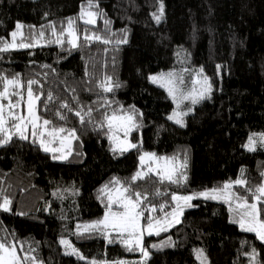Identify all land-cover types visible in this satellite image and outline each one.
<instances>
[{
    "label": "trees",
    "instance_id": "obj_1",
    "mask_svg": "<svg viewBox=\"0 0 264 264\" xmlns=\"http://www.w3.org/2000/svg\"><path fill=\"white\" fill-rule=\"evenodd\" d=\"M88 2L0 0V37L8 39L20 22L25 40L32 41L41 25L52 23L59 33L69 17L77 18L79 36L75 48L65 35L63 44L0 52V74L9 79L19 74L25 89L27 81H37L32 85L40 96L36 110L42 120L52 121L48 127L75 129L78 137L65 160L54 159L29 139L13 137L0 146V203L5 197L11 201L8 211L0 209V242L14 244L21 259L29 257L24 264H31L32 257L39 264L139 258L141 253L129 251L117 233L77 234V225L104 216L108 199L99 190L113 186V177L131 186L133 195L147 196L141 206L144 224L174 207L173 194L220 189L241 169L252 192L264 181V148L243 147L250 133H264V0H92L97 7L87 10L102 15L95 24H85L78 17ZM161 3L163 18L157 23L153 14ZM51 30L43 29L48 36ZM93 33L111 42H85L84 35ZM197 68L213 90L181 126L168 119L173 101L149 75L172 71L188 86ZM106 77L111 78L110 92L100 86ZM132 106L138 127L129 138L139 146L113 151L107 124L99 125L105 115L131 112ZM57 111L66 119L60 120ZM143 152L176 155L181 161L187 154V180L161 183L150 173L131 182ZM233 190L254 201L244 187L234 185ZM193 203L180 223L144 238L150 253L145 264H201L196 248L204 250L207 264H249L246 253L255 248L257 264H264V243L232 223L224 204ZM61 239H69L86 259L66 255ZM169 239L172 246L152 247Z\"/></svg>",
    "mask_w": 264,
    "mask_h": 264
},
{
    "label": "snow or ice",
    "instance_id": "obj_2",
    "mask_svg": "<svg viewBox=\"0 0 264 264\" xmlns=\"http://www.w3.org/2000/svg\"><path fill=\"white\" fill-rule=\"evenodd\" d=\"M97 7V5L92 3V0H89L87 6L81 7V12L78 19L84 20L85 24H95L96 17L102 15V13L89 11ZM86 17V19H85ZM153 18L157 23L163 18V3L160 4L158 14L154 13ZM77 18L69 17L67 19V26L62 27V30L59 32L57 39L54 41L57 44H63V37L67 34V42L73 48L77 47V41L79 36L77 34L76 27ZM105 25L108 26L111 24V21L105 20ZM45 27L51 28L54 35H56L55 26L52 23L48 25H41V30L39 31L38 37L35 31L32 32V43H24L25 39L28 37L24 36L22 31L23 25L19 22L15 25V30L10 33L12 38L11 42L7 39L0 37V52H7L16 48H29L35 47L38 39H43L45 33L43 29ZM125 31V30H122ZM17 37L20 38L19 42ZM126 37V31H125ZM84 41L91 43L92 41H102L105 44L110 43V40L102 39L99 34L93 33L92 35L85 34ZM53 41H49L51 43ZM124 40L118 41V43H125ZM202 73V69L200 70ZM199 74V73H198ZM19 74H16L11 79L7 76L0 74V84L3 85V90L0 91V100L7 99L8 103H0V134L3 135V138L0 139V145L8 143L13 136H18L20 139L27 140L29 138V132L34 138L33 142L39 141L40 147L48 152L53 153L57 151H62L63 148H68V153L61 154L60 156H53L54 159H66L67 155L70 154L71 141L78 139L75 129H65L63 127H51L48 126L52 124V121L43 119L36 112V101L40 100V96L35 95L32 89V85L36 84V80L27 81V115L18 114L15 109L20 106L23 96L14 91V89L20 88L22 86L21 80L18 78ZM149 79L153 83H160L164 87L169 96L172 97L174 101L177 102L179 106L180 99L191 100L193 104L199 103L200 100L208 98L210 96L212 85L209 83L207 77H203L202 80H193V87L188 92L181 91L179 85L183 83V78L178 77L175 72L161 73L158 76H150ZM111 78L106 77L105 81L101 83V87L105 92L112 91V84L110 83ZM196 84H199L200 87L197 89ZM115 87H119V84H116ZM11 96H20V99H17L13 103ZM52 94H48V99L52 100ZM107 103V101H106ZM61 108H67V104H61ZM191 111V109H189ZM91 109L89 110V113ZM136 110L132 106V111H125L123 115L113 114L111 116L105 115L104 122H102L99 127H103L104 123L107 124L109 132L122 129L124 131L125 137L128 134L138 127L135 118ZM187 113L176 112L175 110L168 119L173 120L175 123L184 126L183 116ZM56 115L60 120H65L66 117L57 111ZM76 115L80 116L81 113L77 112ZM81 121L83 122V116H81ZM6 125H10L6 127ZM67 133V135H62ZM256 134L249 136L246 144L243 145L249 151H255L256 145L259 142L261 147H264V134H259V141L255 139ZM49 138V139H46ZM109 140L113 141L114 136L109 135ZM59 140L62 148L56 149L52 148L50 145L53 141ZM139 145L132 144L130 142L125 143L124 141L120 142L119 150L122 152L128 151L131 148H137ZM113 151L117 150V146L114 145ZM140 169H138L131 177V182L137 180L145 179L150 173L155 172L159 177L160 182L163 183L167 181L172 184H180L187 180V154H185L184 159L181 161L178 156H157L156 153L144 152L140 157ZM147 162H151L155 167L148 166L147 170L144 171L143 168ZM264 176V173H261ZM112 185L116 187L114 189H109L108 185L102 186L99 190L102 194L107 193L108 204L106 205L105 215L102 219L92 221L90 223H85L83 225H77V234L83 236L85 234H90L93 231L106 232L107 229H111L113 232L118 234L119 242L122 243L129 251L139 250L142 253L143 259L137 264H145V261L149 257L150 253L147 248L143 245V236L145 233L148 235L156 234L159 235L160 232H166L168 228L172 227L174 224L180 223V217L183 214V211L186 207H192L190 203L196 197H203L205 199H219L223 200L225 203L229 204V211L232 213V223L239 225L240 229L245 232L255 233L256 238L261 242H264V207L258 205H264V183L260 184L255 188V191L252 192V189L247 187L248 181L244 178V169H241L240 176H238L234 181H226L222 188L217 189H206L202 192L193 193L189 196H176L172 195L173 201H176V207L171 213H166L163 219L153 220L152 217L148 218L146 225L140 224V218L143 216V211L141 210L142 202L147 199L146 195H142L140 192L132 193L131 186L124 187L119 178L113 177L110 181ZM244 187L246 191L252 192V198L254 202L249 203L248 199L242 195H239L232 191L233 186ZM157 195L160 194L159 189L156 192ZM11 201L5 197L3 202L0 203V209L4 211L9 210V205ZM113 205H116L119 208H122L123 211H113ZM233 205H235L233 207ZM161 209L164 208V205L160 206ZM155 211V208L150 209ZM171 217V219H169ZM127 236V238H125ZM115 242L113 240L109 241ZM60 243L66 246V255H76L79 259H85L79 251L74 248L69 241L61 239ZM164 246H172L171 241L161 242L160 245H152L154 248H161ZM197 259L201 261V264H207V257L204 255L203 249H194ZM250 256L249 264H257L256 257L259 255L255 248H252L251 253H246ZM29 257L25 256L20 258L17 256L15 245H9L5 242H0V264H24V261L28 260ZM33 264H35V257L31 258ZM90 264H107V262H97L96 260L90 261ZM112 264H130L126 261H114Z\"/></svg>",
    "mask_w": 264,
    "mask_h": 264
},
{
    "label": "rangeland",
    "instance_id": "obj_3",
    "mask_svg": "<svg viewBox=\"0 0 264 264\" xmlns=\"http://www.w3.org/2000/svg\"><path fill=\"white\" fill-rule=\"evenodd\" d=\"M85 19H86V17H85ZM81 20V19H80ZM96 20H97V17H96ZM82 22H84V20H81ZM20 23V22H19ZM85 23V22H84ZM15 30V29H14ZM13 30V31H14ZM22 31H23V28H22ZM58 34L59 33H57L56 32V35H54L53 34V32H52V30L50 31V33H49V36L48 35H45L44 36V38L43 39H38V42H36V46H40V45H45V44H48L49 43V41H51V38H52V41H55L56 39H57V36H58ZM66 35V38H67V34H65ZM38 37V36H37ZM9 42H11V40H12V38H11V36H9V38L7 39ZM19 40H20V38L19 37H17V41L19 42ZM24 43H32L33 41H28V40H24L23 41ZM0 46H2V45H0ZM29 48H32V47H29ZM16 49H22V48H16ZM13 50V49H12ZM200 70H201V68H197L196 69V71H195V76H194V78H193V80H202L203 79V77H206L205 75H204V73H203V71H202V73L200 72ZM169 72H172V71H169ZM168 71H166V72H157V73H153V74H150L149 75V77L150 76H158L159 74H161V73H169ZM199 73V74H198ZM193 80L191 81V83L188 85V86H185V84L184 83H181L180 85H179V87H180V89H181V91H183V92H188L189 90H191L192 89V87H193ZM149 81L151 82V83H153L150 79H149ZM209 81V80H208ZM154 84H156V85H158V86H160V87H162L161 85H160V83H154ZM195 87L197 88V89H199V87H200V85L199 84H196L195 85ZM162 88H164V87H162ZM165 89V88H164ZM3 90V85L2 84H0V91H2ZM166 90V89H165ZM213 90V89H212ZM212 90H211V92H212ZM14 91H16V92H18V93H20L22 96H23V99L21 100V103H20V106L18 107V108H16L15 109V111L18 113V114H23V115H27V105H26V100H27V89H25V87L23 86V84H22V86L20 87V88H17V89H14ZM167 91V90H166ZM168 93V92H167ZM210 95H211V93H210ZM11 99H12V101H13V103H15V101L17 100V99H20V96H11L10 97ZM171 99H172V97H171ZM172 101H173V109H172V111L170 112V114L169 115H171L172 113H173V111L175 110L176 112H183V113H187L186 115H184L183 116V121H184V124H185V120H186V116L190 113V112H192L193 111V107L197 104H193L192 102H191V100H184V99H180V101H179V106L177 105V102L176 101H174L173 99H172ZM0 103H4L5 105H7V103H8V100L7 99H4V100H0ZM36 103H37V101H36ZM189 109H191V111H189ZM36 112H37V110H36ZM111 115H113V114H110V115H108V116H111ZM116 115H123V114H116ZM169 115H168V117H169ZM171 121H173V120H171ZM174 122V121H173ZM6 127H9L10 128V125H6ZM130 134V133H129ZM129 134H128V136L127 137H125V135H124V131L122 130V129H120V130H113L112 132H110V135H113L114 136V140L113 141H111V143H112V146L114 147V145L115 146H117V151H120L119 150V146H120V142L121 141H124L125 143H128V142H130V143H132V144H134L131 140H130V138H129ZM253 134H256L255 135V139H257V141H259V134H264V133H262V132H252V133H250L249 134V136H251V135H253ZM62 135H67V133H63ZM249 136H248V138H249ZM13 137H18V136H13ZM3 138V135L2 134H0V139H2ZM29 140H31V141H33L34 140V138L31 136V134H30V132H29V138H28ZM46 139H49V138H47L46 137ZM73 141L74 140H72L71 141V147H72V143H73ZM247 141H248V139H247ZM247 141H246V143H247ZM36 144H38L39 146H40V144H39V141H36L35 142ZM245 143V144H246ZM1 146V145H0ZM52 148H56V149H61L62 148V146H61V144H60V142H59V140H55V141H53L52 142V144L50 145ZM71 147H70V152H71ZM258 147H261L260 146V144H259V142L257 143V145H256V148H258ZM41 148V147H40ZM264 148V147H263ZM42 149V148H41ZM132 149V148H131ZM246 149V148H245ZM43 150V149H42ZM130 150V149H129ZM247 150V149H246ZM44 151V150H43ZM68 148H63L62 149V151H57V152H55V153H53V152H51V151H48V153H50L51 154V156L53 157L54 155L55 156H60L62 153L63 154H66V153H68ZM249 151V150H248ZM144 153V152H143ZM143 153H141L140 154V156L143 154ZM69 156V154L67 155V157ZM139 156V157H140ZM56 160H65V159H56ZM139 164H140V159H139ZM152 166V167H155V165L154 164H152L151 162H147L146 161V165H145V167L143 168V170L144 171H146L147 170V167L148 166ZM140 167H141V165H140ZM263 173H264V171H263ZM151 174H155V172H153V173H151ZM156 175V174H155ZM263 183H264V181H263ZM116 186L115 185H113V186H111V187H109V189H114ZM204 191V190H203ZM232 191L234 192V190L232 189ZM199 192H202V191H199ZM194 193H198V192H194ZM106 194V197H107V193H105ZM193 193H190V194H176V196H189V195H192ZM107 199H108V197H107ZM196 199H201V200H208V201H213V202H218V203H222V204H224L225 206H226V208H227V211H228V213H229V218H230V221H231V219H232V213H230V211H229V204L228 203H225L223 200H219V199H205V198H203V197H196L195 199H193L190 203L192 204V207H194V203H193V201L194 200H196ZM254 202V201H253ZM249 203H252V202H249ZM235 205H233V207H234ZM176 207V201H175V205H174V207L170 210V211H168L167 213H171L172 211H173V209ZM192 207H186L185 209H184V211L186 210V209H190V208H192ZM112 210L113 211H123V209L122 208H119V207H117L116 205H113V208H112ZM106 211V210H105ZM183 211V212H184ZM166 214V213H165ZM165 214L164 215H162L161 217H159V218H157V219H163L164 217H165ZM104 215H105V212H104ZM104 217V216H103ZM102 217V218H103ZM181 218V217H180ZM169 219H171V217H169ZM156 220V219H155ZM88 223H90V222H88ZM83 224H85V223H81V224H79V225H83ZM140 224L141 225H146V224H144V223H142V221H141V218H140ZM174 225H176V224H174ZM173 225V226H174ZM238 225V224H237ZM172 226V227H173ZM172 227H170V228H168V230L169 229H171ZM238 227H239V225H238ZM240 228V227H239ZM167 230V231H168ZM106 232H113L110 228L109 229H107L106 230ZM113 233H116V232H113ZM161 233V232H160ZM159 233V234H160ZM153 236L154 235H156V234H152ZM147 236H151V235H148L147 233H145L144 234V236H143V241H144V238L145 237H147ZM125 238H127V236H125ZM65 240H67V241H69V243L74 247V248H76L78 251H79V253L81 254V255H83L82 253H81V251L69 240V239H65ZM264 243V242H263ZM158 243H154V245H157ZM62 245V244H61ZM62 247H63V250H64V252L66 253V251H70V249H66V246L65 245H62ZM196 249H201V248H196ZM15 250H16V247H15ZM137 251L138 252H140L138 249H137ZM16 253H17V250H16ZM141 253V252H140ZM205 255V254H204ZM17 256H18V253H17ZM72 256H75V257H77L76 255H72ZM84 256V255H83ZM195 256H196V253H195ZM19 257V256H18ZM86 259V258H85ZM84 259V260H85ZM143 259V257H142V253H141V256L139 257V258H129V259H122V260H119V261H126V262H130V264H137V262H139V261H141ZM196 259H197V256H196ZM92 260H94V259H91L90 261H92ZM198 260V259H197ZM97 262H107V264H112V261H105V260H96ZM198 262L199 263H201V261L200 260H198ZM31 264H33V262L31 263ZM35 264H39L38 262H35Z\"/></svg>",
    "mask_w": 264,
    "mask_h": 264
}]
</instances>
